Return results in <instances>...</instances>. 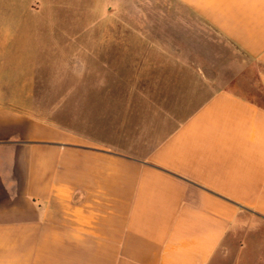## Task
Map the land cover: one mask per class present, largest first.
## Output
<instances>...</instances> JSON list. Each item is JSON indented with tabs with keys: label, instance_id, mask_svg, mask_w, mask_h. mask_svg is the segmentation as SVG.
<instances>
[{
	"label": "crops",
	"instance_id": "1",
	"mask_svg": "<svg viewBox=\"0 0 264 264\" xmlns=\"http://www.w3.org/2000/svg\"><path fill=\"white\" fill-rule=\"evenodd\" d=\"M167 2L133 88L53 113L1 101L30 48H0V264L264 260V0Z\"/></svg>",
	"mask_w": 264,
	"mask_h": 264
},
{
	"label": "rangeland",
	"instance_id": "2",
	"mask_svg": "<svg viewBox=\"0 0 264 264\" xmlns=\"http://www.w3.org/2000/svg\"><path fill=\"white\" fill-rule=\"evenodd\" d=\"M167 3V0H0V13H6L0 14V28L8 34L0 32V48L3 44L11 48L25 44L24 48H30L18 59L25 65L10 68L20 77L21 82L14 85L17 90L11 93L12 98L1 101L12 103L17 109L30 106L37 116L39 107L54 112L49 110L61 101L55 98L58 91L101 88L102 81L108 78L112 81L111 91L119 90L120 85L133 88L136 54H149L135 49L149 42L151 12L166 10ZM3 52L0 49V55ZM119 77L123 78L122 83ZM25 87L24 93H19V88L22 92ZM62 101L70 106V99ZM75 101L80 103L75 111L85 113L86 100ZM59 116L65 118L61 113Z\"/></svg>",
	"mask_w": 264,
	"mask_h": 264
}]
</instances>
